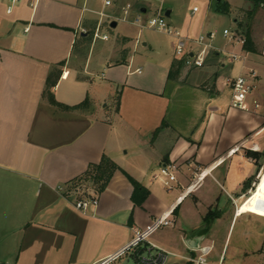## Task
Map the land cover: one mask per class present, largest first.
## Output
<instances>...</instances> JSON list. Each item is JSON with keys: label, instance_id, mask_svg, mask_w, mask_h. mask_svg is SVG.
I'll return each mask as SVG.
<instances>
[{"label": "crops", "instance_id": "obj_1", "mask_svg": "<svg viewBox=\"0 0 264 264\" xmlns=\"http://www.w3.org/2000/svg\"><path fill=\"white\" fill-rule=\"evenodd\" d=\"M240 1L236 8L247 16L246 22L234 20L235 31L241 33L240 24L250 37L246 66L257 74L260 108L238 111L228 103L222 112L216 79L239 74L240 65L225 54L239 46L217 41L219 51L208 54L203 68L189 69L158 44L144 41L143 51L134 52L135 34H118L97 51L89 47L98 21L82 11L83 0H20L10 13L0 0V264H137L149 248L132 247L134 232L150 234L147 242L174 258L168 263L167 256L164 264H192L200 253L186 242L197 236L199 247L210 248L207 264L224 263L215 229L224 217L220 197L206 200L219 188L233 205L229 229L243 216L247 222L252 214L240 213V206L250 189L243 184L252 179V186L264 173V0ZM121 4L115 0L114 8ZM137 13L133 8L130 21ZM177 62L183 66L169 80ZM47 90L61 107L51 105ZM189 97L195 100L194 121L181 112ZM235 156L256 170L232 185ZM104 158L117 170L101 192L90 182L82 184L92 189L84 196L78 193L82 185L69 190ZM169 163L178 166L171 190L158 178ZM123 173L148 191L141 205L132 202ZM229 182L238 194L224 189ZM93 195L96 207L85 213L74 208V200ZM206 202L205 213L199 206ZM163 216L171 224L149 233Z\"/></svg>", "mask_w": 264, "mask_h": 264}, {"label": "rangeland", "instance_id": "obj_2", "mask_svg": "<svg viewBox=\"0 0 264 264\" xmlns=\"http://www.w3.org/2000/svg\"><path fill=\"white\" fill-rule=\"evenodd\" d=\"M209 1L211 3V8L208 7L209 2L207 0H122V4L117 7V10L114 8V5L112 7L103 9L99 2L91 3V5L89 4V7L95 11H103L113 19L120 18L122 16L121 7L125 6L126 4L131 5L132 8H135L137 11H140L141 8H145L147 10V16L155 14L158 9H162L164 14L166 11L170 10L172 11V14L167 21L171 23V25L169 24L170 26L177 29L183 36L186 34V32H189L194 37L198 36L199 34L218 32L214 43L217 44V41L226 42V40L221 38L220 32L224 28L228 29L230 32H235L237 24L234 22V20L239 19L242 22H246L245 19L247 13L245 10H242V8H236L237 6H240V0H220L219 2H217V0ZM220 2H227L229 4V14L222 15L215 10L216 5H219ZM193 8H197L198 13L192 15L191 11ZM88 17L94 19L95 21L99 20L98 16L92 14H88ZM129 21L130 18H128L126 22L101 19L100 23L102 30L100 34H106L108 40L103 42L94 39L91 32L87 38L89 47H92L97 51L101 46H108L109 44L116 42V40H118V34H135L134 39H136L138 44L134 52L139 53L143 51L142 43L145 41L151 44H158L164 50L174 54V42L169 36L164 33L149 29L139 30L135 26H131L128 23ZM110 22H116L117 27L111 29ZM92 24L94 23L92 22ZM137 33H139V35L136 37ZM130 49L133 51L132 47H130ZM232 76H235V70L233 71ZM227 79L228 76L223 73L220 74L216 79V89L219 91V96L217 98L218 104L216 106L222 112H225L227 109L230 99L229 88L222 86V83ZM194 101L195 100H193L191 97L183 101V109H181V112L185 116L183 119L186 121H194V118L197 114L194 112ZM230 166L231 173L229 180L232 182V185H234L235 179L243 177V175L249 172L254 174L256 170L253 164L238 156L233 157L230 162ZM158 178L163 180L159 173ZM256 179L257 177L254 178L253 183L256 181ZM223 187L229 194L235 195L239 193V189L233 188L230 182L223 184ZM91 190L92 189L89 184L82 185V188L78 190V193L83 195L85 192H89ZM218 196L220 197L219 204L220 209H222V212L224 213V217L217 223L215 229L217 230V239L219 241L217 246V254H219L221 247L224 245L222 258L225 260L223 264H264V218L259 217L264 216V180H261L256 186L253 194L249 199H247L246 205H242L240 208V213L252 210L259 216L257 217L249 215L247 216V218H249L247 222H245L243 216L235 220L232 223L230 229L229 224L232 216L233 205L227 200L226 195L221 193L219 188H217L215 193H213L211 196H208L206 201H210L211 203L212 201H215L216 197ZM187 201L191 202V199H188ZM241 201L242 200H239L238 204L241 203ZM203 205L199 206V210H203L205 213L208 212L209 204L207 205L206 202V204ZM207 243H205V246ZM172 260H174V258L168 256V263ZM208 264L216 263H213L212 260L208 259Z\"/></svg>", "mask_w": 264, "mask_h": 264}, {"label": "built area", "instance_id": "obj_3", "mask_svg": "<svg viewBox=\"0 0 264 264\" xmlns=\"http://www.w3.org/2000/svg\"><path fill=\"white\" fill-rule=\"evenodd\" d=\"M7 1L8 7L7 13L12 11L14 5L18 4L20 0H2ZM84 6L82 11L84 13L92 14L99 17V20L93 31V38L97 40L107 41L108 37L106 34L101 33V19L109 21L119 20L126 22L133 11L131 5L126 4L121 7L120 18H111V16L105 14L103 11H95L89 6L90 3L99 2L103 9L112 7L115 0H83ZM90 4V5H89ZM192 12H197V8H193ZM143 16H147L146 13L143 15L137 13L133 19L128 23L137 27L138 29H149L156 32H161L169 36L174 42V56L176 59L181 60L187 68L201 69L205 64L206 57L212 51H219L215 48L214 42L217 38L218 32H209L207 34H201L196 39L191 40L184 37L177 29L171 27L167 21V18L162 9H158L157 12L151 16H147L145 19ZM111 24V22H110ZM222 39L226 40L230 45H236L241 48L238 52H225L230 63H238L240 65V72L235 78H229L223 82V86L229 88L230 99L229 108L238 111H246L249 106L253 107L254 110L260 108L259 102L254 98V92L257 89V74L254 70L246 66L247 56L246 51L243 49L244 39L238 34V32H230L228 29H223L220 32ZM177 164L169 163L160 167L159 175L163 178L161 183L167 190L172 189V183L175 181V172L177 171ZM264 173L257 176L256 181L252 184L249 191V195L246 200L253 194L256 186L259 184ZM246 200L244 202H246ZM233 201V200H232ZM234 202V201H233ZM98 204L97 198L94 196L83 197L81 199L74 200V208L82 213L87 212L91 207H96ZM242 205L240 206V208ZM252 215L259 216L252 210L246 211ZM264 218V216H259ZM171 223L166 220V216H163L153 222L149 233L162 227H167ZM150 234H139L134 232L133 248H136L140 244H147L149 250L145 257H140L137 264H164L169 254L159 250L156 246L147 242V237ZM142 236V238H139ZM152 251L156 253L152 254ZM197 251L200 253L196 259H190L189 262L192 264H207L206 256L208 255L210 248L199 247ZM107 262H100L97 264H105ZM221 264V263H220Z\"/></svg>", "mask_w": 264, "mask_h": 264}, {"label": "trees", "instance_id": "obj_4", "mask_svg": "<svg viewBox=\"0 0 264 264\" xmlns=\"http://www.w3.org/2000/svg\"><path fill=\"white\" fill-rule=\"evenodd\" d=\"M255 3L260 4V3H262V0H255ZM228 9H229L228 5L224 2H220L219 5H216V7H215V10L218 13H221L223 15L228 14ZM239 31L241 32L240 36L245 41L243 49L245 51H251V49H252L251 41H250V37H249L247 29L245 30L244 28H242V25L239 24ZM182 66H183L182 62H177V63L173 64L171 69H170L168 79L169 80L174 79L175 76L178 75L180 68ZM52 86H53V83H51V79L49 76V78L47 79L48 90H50V88ZM48 90H47V95H48L47 97H48L51 105H53L57 108L61 107L59 104H57L53 100V98H52V96ZM249 155H251L256 160H258L260 158V155L257 153H251ZM116 170H117V167L115 166V164L113 162H111L110 160L104 158L99 165L89 167L87 172L82 177L73 181L70 184L69 190L74 191L79 186H81L83 183L90 182L95 187L96 191L101 192L105 188V186H106L108 180L110 179V177L112 176V174ZM124 175L126 176L127 180L129 181V183L131 184V186L133 188V192H132V196H131L132 202L137 206L141 205L145 201V199L147 198L148 191L145 188H143L137 181L132 179L130 176H128L126 174H124ZM251 182H252V179H248L243 184V189L244 190L251 189V187H252Z\"/></svg>", "mask_w": 264, "mask_h": 264}, {"label": "water", "instance_id": "obj_5", "mask_svg": "<svg viewBox=\"0 0 264 264\" xmlns=\"http://www.w3.org/2000/svg\"><path fill=\"white\" fill-rule=\"evenodd\" d=\"M140 12L142 14H145L146 10L145 9H141ZM165 16L166 17L169 16V13L167 12L165 14ZM115 27H116V22H111L110 28L114 29ZM201 241H202V236L193 237V238H191L190 240H188L186 242V245L191 250H197L199 248V245H200Z\"/></svg>", "mask_w": 264, "mask_h": 264}, {"label": "bare ground", "instance_id": "obj_6", "mask_svg": "<svg viewBox=\"0 0 264 264\" xmlns=\"http://www.w3.org/2000/svg\"><path fill=\"white\" fill-rule=\"evenodd\" d=\"M207 173V172H206ZM139 238H142V236H140Z\"/></svg>", "mask_w": 264, "mask_h": 264}]
</instances>
